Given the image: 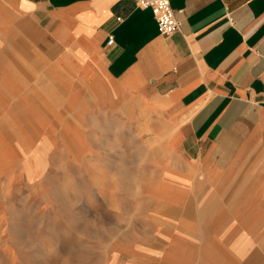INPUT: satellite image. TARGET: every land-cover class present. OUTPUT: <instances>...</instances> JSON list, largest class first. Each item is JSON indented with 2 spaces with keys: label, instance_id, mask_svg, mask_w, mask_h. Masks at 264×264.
I'll return each mask as SVG.
<instances>
[{
  "label": "crops",
  "instance_id": "1",
  "mask_svg": "<svg viewBox=\"0 0 264 264\" xmlns=\"http://www.w3.org/2000/svg\"><path fill=\"white\" fill-rule=\"evenodd\" d=\"M170 8L169 36L135 0H18L0 27L59 112L160 128L188 163L163 214L200 225L204 264H264V0Z\"/></svg>",
  "mask_w": 264,
  "mask_h": 264
},
{
  "label": "rangeland",
  "instance_id": "2",
  "mask_svg": "<svg viewBox=\"0 0 264 264\" xmlns=\"http://www.w3.org/2000/svg\"><path fill=\"white\" fill-rule=\"evenodd\" d=\"M17 6L0 0V24ZM37 65L0 27V264H204L200 225L163 214L177 148L158 127L59 112Z\"/></svg>",
  "mask_w": 264,
  "mask_h": 264
},
{
  "label": "built area",
  "instance_id": "3",
  "mask_svg": "<svg viewBox=\"0 0 264 264\" xmlns=\"http://www.w3.org/2000/svg\"><path fill=\"white\" fill-rule=\"evenodd\" d=\"M138 7L149 9L161 36H169L179 29V23L170 8V0H135ZM109 38L107 44H112Z\"/></svg>",
  "mask_w": 264,
  "mask_h": 264
},
{
  "label": "bare ground",
  "instance_id": "4",
  "mask_svg": "<svg viewBox=\"0 0 264 264\" xmlns=\"http://www.w3.org/2000/svg\"><path fill=\"white\" fill-rule=\"evenodd\" d=\"M202 210H203V209H202ZM206 210H207V209H206ZM196 211H197V210H196ZM200 211H201V210H200ZM200 211H199V212H200ZM201 212H202V211H201ZM196 213H197V212H196ZM200 216H201V215H200Z\"/></svg>",
  "mask_w": 264,
  "mask_h": 264
}]
</instances>
